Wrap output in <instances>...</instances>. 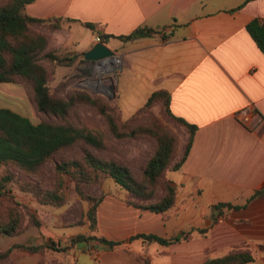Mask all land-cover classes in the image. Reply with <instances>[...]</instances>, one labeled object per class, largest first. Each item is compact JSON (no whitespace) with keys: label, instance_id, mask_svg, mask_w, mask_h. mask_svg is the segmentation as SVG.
<instances>
[{"label":"crops","instance_id":"0c3cea01","mask_svg":"<svg viewBox=\"0 0 264 264\" xmlns=\"http://www.w3.org/2000/svg\"><path fill=\"white\" fill-rule=\"evenodd\" d=\"M23 10L59 16V27L46 30L50 48L88 49L98 34L83 21L107 34L102 42L119 57L110 101L121 118L162 88L170 111L195 124L181 165L166 173L175 191L171 206L162 212L134 207L125 189L105 179L96 205L97 232L119 243L73 244L54 249L53 256L65 253L66 264H141L142 257L147 264H198L231 247H247L253 258L244 264H264V53L245 28L251 18L264 21V0H32ZM142 25L161 29L116 37ZM72 70L56 65L53 80ZM242 106L251 108L250 126L234 116ZM0 107L37 121L18 83L0 81ZM203 227L204 232L195 229ZM190 228L169 243L130 238L137 232L169 237ZM41 251L48 264L50 249ZM28 252L33 258L22 262L39 256Z\"/></svg>","mask_w":264,"mask_h":264},{"label":"trees","instance_id":"16d2710c","mask_svg":"<svg viewBox=\"0 0 264 264\" xmlns=\"http://www.w3.org/2000/svg\"><path fill=\"white\" fill-rule=\"evenodd\" d=\"M30 1L0 0V81L20 84L37 116L33 123L24 115L0 107V163L37 182L41 188L36 186L44 191L47 202L54 205L65 202L62 186L63 177L67 175L78 198L72 208H66L62 214V223L80 224L85 217L88 232L70 235L60 246L51 240L44 244L10 243L0 250V264H43L42 260L32 263L9 260L12 248L32 252L41 251L43 247L64 249L73 244L88 247L93 242L111 247L119 243L96 232V205L102 196L101 177L108 176L125 189L128 204L162 212L172 205L175 193L166 173L181 165L195 130V124L170 111L165 89L152 90L142 106L123 119L116 103L102 95L70 87L73 79L89 73L91 61L84 59L80 51L50 48L51 36L46 30L59 27V16L27 14L23 7ZM81 23L92 33L107 36L98 32L92 22ZM245 28L264 53V21L251 18ZM160 29L161 26L142 25L116 37L128 39ZM56 65H69L73 70L52 85ZM154 103H158L162 117L174 129L151 112L138 114ZM77 107L89 108L97 119L89 116L75 119ZM110 139L125 141L127 145L147 143V147L140 152L139 158H126L129 147L125 144L117 148ZM46 164L50 171L45 179ZM2 188L0 183V235L18 234L26 224L38 225L39 220L13 195L6 197V201L1 198ZM81 200L87 202L86 209L82 208ZM192 229L169 237L137 232L130 238L169 243L185 237ZM195 229L204 232V227ZM252 258L249 248L231 247L220 255L204 258L198 264H244ZM140 259L141 264H147L146 259Z\"/></svg>","mask_w":264,"mask_h":264},{"label":"rangeland","instance_id":"374dc122","mask_svg":"<svg viewBox=\"0 0 264 264\" xmlns=\"http://www.w3.org/2000/svg\"><path fill=\"white\" fill-rule=\"evenodd\" d=\"M116 58L118 59V61L115 60ZM118 65H119V57L116 55H114L110 59L106 57V58H101L98 61H91L89 73L82 77L73 79L69 83V86L73 88H80L76 86V82L79 79L85 78L88 81L95 80L96 82L93 87H86L81 89H84L91 94L102 95L108 101H110L111 99H113V97H110V99H108L106 96H104L99 91H97V89H99L100 87H106L110 83L113 85L114 78H116L117 76ZM50 83L54 85L56 82L52 79ZM152 106L153 105H151L148 108H144L140 110L138 114H145L147 112H151L160 118L162 115L159 111V105L158 107L153 106L154 107L153 109H157L156 112L152 110ZM31 116L32 118L35 117L33 111ZM82 116H89L97 119V116L89 108L77 107L74 111L75 119H80ZM165 123L172 127L171 123L167 121H165ZM172 128L174 129V127ZM110 142L114 144L117 148H119L121 145L125 146L126 144L125 141L119 142L116 140L113 141L111 139ZM127 147L129 148H127L128 150H126V158L127 156L132 158H139L140 152H142L147 147V143L136 142L134 143V145L132 144L127 145ZM48 166L49 165L46 164L45 165L46 169H44L45 173L43 178L45 179L48 178V174L50 171L48 169ZM105 179L112 180V178L108 176L101 177L100 188L102 190V195L104 194V190L102 188V181H104ZM63 181L64 182L62 186V192L64 195L65 202L60 205H54L47 202V197L44 191L40 189L41 187L38 185L37 182L15 172L9 165L0 163V183H2L3 185L1 198L6 201L5 199L6 197L13 195L18 202L23 204L28 209V211L31 212L34 215V217L39 220L38 225L26 224L24 229L18 234L0 235V250L6 248L11 242L44 244V243H49L51 240L53 242H57L58 245L60 246L66 243V238L68 236L78 232H82V233L88 232V226L86 222L87 220H85V217H84V221L80 224L64 225L62 223V214L64 213L66 208L71 209L74 201H76L78 198V195L73 190L72 181L68 178L67 175H64ZM36 185L39 186L40 188L39 187L37 188ZM81 205L83 209H86L87 202L85 200H81ZM24 221L26 222V219ZM91 244L94 245L95 243L93 242ZM73 246L76 247L78 245L74 244ZM49 249L50 251L47 260L48 264H55V262L58 261L57 259H60L59 264H61L62 262L63 264L67 263V255L65 256V253L64 255L62 254V256L57 257V256H53V253L56 254L55 252L56 250L51 248ZM27 252L28 251L24 249L14 248L9 253V260L15 262H21V263H32L37 260H42L43 264H45L44 263L45 259L42 256H40L42 251H37L39 253V256L35 261L22 262L29 258H33L28 254L29 252L28 253ZM70 252L71 251H68V254ZM61 253L62 252H60V254Z\"/></svg>","mask_w":264,"mask_h":264},{"label":"water","instance_id":"95a60500","mask_svg":"<svg viewBox=\"0 0 264 264\" xmlns=\"http://www.w3.org/2000/svg\"><path fill=\"white\" fill-rule=\"evenodd\" d=\"M114 56V51L111 50L109 47H107L103 42L101 41H95L91 44V46L82 51V57L84 59L90 60V61H98L101 58H106L110 59L111 57ZM88 80L84 79H79L76 82V86L80 88H86ZM112 88L113 85L110 83L106 87H100L97 89L101 94L106 96L108 99L112 96Z\"/></svg>","mask_w":264,"mask_h":264},{"label":"built area","instance_id":"2783aa9c","mask_svg":"<svg viewBox=\"0 0 264 264\" xmlns=\"http://www.w3.org/2000/svg\"><path fill=\"white\" fill-rule=\"evenodd\" d=\"M103 37H100L99 35H94L93 40L94 41H103ZM115 60L118 61L116 58ZM234 116L236 119H238L241 123L245 124L246 126H250V118H251V108L249 106H242L235 110Z\"/></svg>","mask_w":264,"mask_h":264}]
</instances>
